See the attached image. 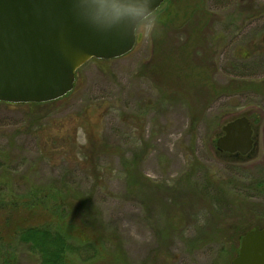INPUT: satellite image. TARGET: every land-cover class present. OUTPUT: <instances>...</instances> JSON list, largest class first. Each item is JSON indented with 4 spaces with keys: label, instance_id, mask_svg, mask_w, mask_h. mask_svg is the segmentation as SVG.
Here are the masks:
<instances>
[{
    "label": "rangeland",
    "instance_id": "1",
    "mask_svg": "<svg viewBox=\"0 0 264 264\" xmlns=\"http://www.w3.org/2000/svg\"><path fill=\"white\" fill-rule=\"evenodd\" d=\"M240 116L256 130L253 150L218 151ZM0 155L1 200L19 207L6 225L0 214L1 259L40 264L14 232L58 226L90 246L69 264H231L240 231L264 229V0H166L130 53L88 61L65 97L0 102ZM64 187L92 194L94 221L59 220L50 199L23 207L34 189Z\"/></svg>",
    "mask_w": 264,
    "mask_h": 264
},
{
    "label": "water",
    "instance_id": "2",
    "mask_svg": "<svg viewBox=\"0 0 264 264\" xmlns=\"http://www.w3.org/2000/svg\"><path fill=\"white\" fill-rule=\"evenodd\" d=\"M165 1L0 0V102L46 104L65 97L88 61L130 53L138 25ZM221 130L218 151L245 156L252 150L246 116ZM231 264H264V229L242 236Z\"/></svg>",
    "mask_w": 264,
    "mask_h": 264
},
{
    "label": "trees",
    "instance_id": "3",
    "mask_svg": "<svg viewBox=\"0 0 264 264\" xmlns=\"http://www.w3.org/2000/svg\"><path fill=\"white\" fill-rule=\"evenodd\" d=\"M54 102L46 104H25L18 106L37 108L43 105L53 104ZM0 160L3 162V164L0 165V177H4L6 174H8V168L4 166L6 163L5 155H0ZM85 165H90L92 167L93 175L96 176L97 165H93V163ZM134 171L136 170L133 169V172L131 173V182H134V185L144 183L134 173ZM6 186L7 184L0 180V214L3 213L2 215H4L3 223H5V225L9 222V219L6 220L5 214L7 213V216H9L11 214L9 213L10 211H15V209L19 208L17 205H15V203H13L10 207L11 210H6V207L1 200L2 193L6 189ZM61 191H58L57 188H48L47 190L45 188L34 189V191L28 193V197H30L29 202L27 201L28 203L23 204V207L31 211L38 204L41 206L46 205V201L50 199L51 204L50 208H48V211L56 218L59 217V220H63L62 216H64L67 219H90L94 221L95 215L93 212L94 208L91 207V193H88L85 196L79 195L78 197V194L75 196V194L71 193L70 187H64ZM34 202H36L37 205ZM238 223L239 222L236 221L235 227L234 224H232L227 228H232L233 230L238 229ZM250 230L251 229L241 230V237ZM14 236L16 239L15 242L25 248V250L31 256H37L40 264H69V256H81L85 249L89 250L90 248L89 245L75 246L70 244L68 241L69 238L65 235L63 229L58 226L53 229L41 226L25 227L14 232ZM111 241L112 240L109 242ZM163 260L165 261V257H163ZM14 262V258L1 259L0 251V264H14Z\"/></svg>",
    "mask_w": 264,
    "mask_h": 264
},
{
    "label": "flooded vegetation",
    "instance_id": "4",
    "mask_svg": "<svg viewBox=\"0 0 264 264\" xmlns=\"http://www.w3.org/2000/svg\"><path fill=\"white\" fill-rule=\"evenodd\" d=\"M253 128V127H252ZM255 128H253V136H252V139H253V141H254V144H253V148H254V146H255V136H256V134H255ZM253 148H252V150H253ZM230 155H232V156H238L239 154H230ZM241 156V155H240Z\"/></svg>",
    "mask_w": 264,
    "mask_h": 264
}]
</instances>
